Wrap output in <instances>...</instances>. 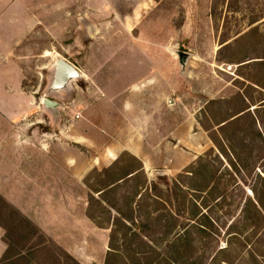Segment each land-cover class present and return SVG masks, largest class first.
<instances>
[{
  "label": "rangeland",
  "instance_id": "obj_1",
  "mask_svg": "<svg viewBox=\"0 0 264 264\" xmlns=\"http://www.w3.org/2000/svg\"><path fill=\"white\" fill-rule=\"evenodd\" d=\"M251 29L253 32L246 40L219 54L223 40L229 38L227 42L234 44L238 33L244 34ZM0 34L4 39L2 48L11 52L12 67L21 69L24 91L33 96L32 112L27 121L30 118L29 121L35 122L33 127H37L39 134V130L44 129L43 138L47 141H57L60 143L55 145L57 147L77 149L81 152L83 166L89 160H97L100 149L113 140L102 137L110 128L120 131L116 140L124 145L160 149L159 159L163 163L156 156L152 162L154 170L150 175L146 173L149 182L159 184L163 198L160 210L152 213V218L166 212L163 205L173 211L179 206L166 182L172 185L183 170L166 168L165 164L176 166L179 161L177 155L166 150L168 147L177 148L183 156L192 153L185 147L186 139L195 141L203 137L207 140L208 136H215V124L234 113L245 100L253 105L252 110L261 107L259 117L264 118V88L251 86L244 78L251 75L262 78L264 83V67L240 68L236 63L222 61L243 56L264 59L260 58L264 56V0H0ZM179 52L192 55L184 73ZM60 58L73 63L82 74L71 81L68 89L51 97L62 105L60 116L55 119L54 114L45 109L43 99ZM153 65L159 68V73L154 75L149 72ZM128 67L144 69L147 73L139 77L134 72L110 75L116 68ZM115 77L117 80L112 81ZM153 82L158 87L153 86ZM144 84L152 85L143 88ZM106 91L117 93L118 112L122 108L128 114V121H116L109 112L112 110L107 105H112L106 101ZM169 99L173 100L170 106ZM79 114L84 119L83 125L67 132L70 121ZM94 124L102 134H89ZM181 140L183 144L177 145ZM217 151L211 140L203 155L213 157ZM101 168L81 172L85 186L80 191L83 200L80 226L75 223L77 228H73L78 214H71L72 204L66 203L69 210L62 214H35L34 218L39 221L49 218L58 221L46 224L45 231L0 195V224L8 243L1 264H106L112 230H119L115 232L116 244L124 252L126 247L121 245V238L125 229L119 225L113 227L120 216L102 204L99 192L94 190L103 178L96 171L107 167ZM68 173H62V177L67 179ZM241 176L244 182L232 180L225 189L227 202L222 209L204 210L219 229L210 228L205 218H200L198 225L206 228V233L190 229L193 247L180 249L181 260H185L183 264H194V261L195 264H264V220L246 228L243 237L254 233L246 246L237 243L231 252L218 251L226 245L228 224L240 213L246 198L253 195L252 185L259 190L261 187L253 176ZM224 177L231 178L230 174ZM134 184L122 183L115 194L110 195L123 210V196L133 194ZM72 190L66 188L70 194ZM74 190L76 192V188ZM145 197L143 203L154 206L151 196ZM168 198L170 203L166 201ZM90 213L100 223L90 218ZM183 215L180 222L187 221L188 215ZM145 216L138 210L132 230L128 232L129 236L132 231L139 232L140 238H135L132 246L138 249L141 264H146L145 256L153 255L148 253L146 235L155 239L157 252L165 246L163 228L146 220ZM142 223H150L151 229L142 228ZM234 223L245 225L241 216H237ZM253 226L254 232L250 230ZM128 253L129 261L138 264V259L130 260L133 252L130 254L129 250ZM110 262L123 264L119 257L111 258Z\"/></svg>",
  "mask_w": 264,
  "mask_h": 264
},
{
  "label": "trees",
  "instance_id": "obj_2",
  "mask_svg": "<svg viewBox=\"0 0 264 264\" xmlns=\"http://www.w3.org/2000/svg\"><path fill=\"white\" fill-rule=\"evenodd\" d=\"M251 30L244 34L238 33L234 44L227 42L229 38L223 40V46L220 48L219 54L222 53L223 49H231L235 47L237 42L246 40L245 38L252 34L253 30ZM260 58H264V56ZM250 60L252 58L249 59L243 56L236 60L228 59L222 61L236 63L240 68L247 66L264 67V59ZM244 78L251 82V86L253 84L264 88L262 78H254L251 75L244 76ZM252 106L245 100L239 109L215 124L217 126V133L215 136L210 135V138L217 146L218 151L217 153L214 152L215 155L213 157L210 154L200 155L197 161L189 164L183 171L179 172L178 177L173 180L172 185L166 182L169 193H173L174 199L178 200L179 203L176 211L163 205L167 215L163 213L160 216L152 218L151 214L158 212L160 210L159 205H162L161 188L157 182L148 181L142 161L131 152L123 151L109 167L103 171H96L98 176H103V178H101L100 186L98 188L95 187L94 190L95 192H99V199L102 204L105 203L111 211L113 210L116 214H119L120 217L113 222V227L119 225L121 229H125L121 238V245L126 247L124 249L125 253L116 244L118 237L115 235V232L119 230L114 232L112 230L110 239L111 249L108 251L106 264H116L110 262L111 258L115 257H119L123 264H132L128 258L130 257L129 250L130 254L131 251L133 252L130 260L133 262L138 259V264H141V258L138 257L139 251L136 248L133 249L132 246L134 239L140 238L139 232L132 231L131 236L128 235V232L132 230L131 225L136 220L134 214L138 210L146 215V220L156 222L164 231L162 241L165 243V246L159 252L156 251L158 247L155 239L153 240L147 235L145 236L147 243L146 241L144 243L150 249L148 253L153 254L152 256H145V263L163 264L162 261H164L166 264H183L185 260H181L183 258L180 249L187 246V248L193 247V240L189 237L190 229L195 228L200 232L206 233V228L198 225L200 218H205L210 228L219 229L215 227L214 219L208 214L207 210H204L207 208L209 210L212 207H214V210L222 209L227 202V192L225 189L231 185L232 180L236 181V183L241 180L244 182L242 174L244 176H253L256 179V183H260L261 187L259 190L254 184L252 185L253 195L246 198L240 213L233 216L234 220L237 216H241L245 225L239 226V224L234 223V220L228 224L225 232L228 235L226 245L218 251L228 253L234 250L237 243H240L243 247L247 245V240L254 233L243 237L246 228L257 221L264 220V118L259 117L261 111L259 109L261 107L258 108L257 106L252 110ZM213 151L215 150L213 149ZM257 168H259V172H256ZM230 169L234 173H232L233 171L230 172ZM261 171H263V174ZM227 174H230L231 178L225 179L224 176ZM160 178L162 179L163 177ZM122 183H135L133 185V194L123 196L124 210L118 206L115 198H111L110 196L115 194L122 186ZM144 196H151L154 206L149 202L143 203ZM140 201L142 203H139ZM166 201L170 203L169 198ZM212 201H214V205H211ZM210 212L212 211L210 210ZM91 214L90 218L100 223L97 217ZM183 214L188 215L187 221L180 222L179 219L184 216ZM164 219L165 223H162ZM141 226L142 228L151 229L150 223H142ZM250 230L254 232L256 230L255 226ZM163 255H166V257ZM160 258L161 260H159ZM222 262L230 263L227 260H222Z\"/></svg>",
  "mask_w": 264,
  "mask_h": 264
},
{
  "label": "crops",
  "instance_id": "obj_3",
  "mask_svg": "<svg viewBox=\"0 0 264 264\" xmlns=\"http://www.w3.org/2000/svg\"><path fill=\"white\" fill-rule=\"evenodd\" d=\"M2 40L4 42L0 34V195L22 214H27L29 219L36 221L35 223H38L39 227L45 231L47 230L46 224L58 221L50 218L49 220L39 221L34 218V215L62 214L69 210L66 209L65 204H72L71 214H78L76 220L73 221V228H77V226H80V203L83 200L80 191L81 187L85 186L82 180V170L86 172L91 168L102 169L101 167H108L123 151H129L142 161L144 170L150 175L155 168L152 164L153 160L156 156L160 160L158 152L160 149L153 146L145 149L141 146L134 148L124 145L123 142L116 140L120 132L117 128L115 131H111V128L107 129L106 133H103L99 132L94 124L93 127L90 126L89 134L92 133L94 136L95 134L103 133L102 137L113 140L104 144L105 146L99 151L97 160H89L88 164L83 166L81 164V152L73 148L55 146L60 143L47 141L46 138H43L46 131L41 129L39 132L43 134H39L37 127H33L35 122L29 121L30 118L27 121L32 112L33 96L24 91L21 69L17 70V68L12 67L11 52L2 48ZM133 72L137 77L147 73L144 69L128 67L123 69L116 68L110 72V75L119 76ZM149 72L152 75L155 72L157 74L159 73V68L157 69L153 65ZM114 80H117V78H112V81ZM159 81V78H157L158 84ZM158 84L153 82V86L158 87ZM148 85L150 87L152 84ZM148 85L144 84L143 88L148 87ZM122 90L119 91L121 92ZM112 92L106 91L105 93L107 103L112 105H107L108 109L112 110L109 112H112L114 117H116V121H128L126 118L128 114L122 108L118 112V105L115 102L117 93ZM83 122L84 119L81 118V114L78 117H73L66 131L69 132L72 127L82 126ZM38 127L40 128L42 125L40 124ZM78 137L84 138L82 135ZM209 141L211 142L209 136L207 140L203 137L195 141L186 139V143L189 145L186 144L185 147L193 152L185 156L178 152L177 148L168 147L166 150L177 155L179 161L176 166L164 163L167 166L166 168L183 170L206 151L210 146ZM180 144H183L182 140L181 142L177 141V145ZM64 172H69L67 179L62 177ZM67 187L73 189L71 194L66 192ZM88 220H90L89 217ZM57 228L59 229V226ZM4 230V227L0 224V264L4 260L8 249V243L4 239ZM49 235L54 234L50 233Z\"/></svg>",
  "mask_w": 264,
  "mask_h": 264
},
{
  "label": "water",
  "instance_id": "obj_4",
  "mask_svg": "<svg viewBox=\"0 0 264 264\" xmlns=\"http://www.w3.org/2000/svg\"><path fill=\"white\" fill-rule=\"evenodd\" d=\"M192 59V55L187 52H179V60L181 65L182 73L186 72V68ZM81 71L78 69L73 63L66 60L65 58H60L57 60L55 65L54 78L51 83L50 88L48 89V93H46L45 98L43 99V105L46 110L52 112L55 116V119H58L60 116L59 109L60 103L57 100H54L51 97H54L53 94L57 93L60 90L68 89L67 87L71 83V81L75 78L81 76ZM173 100H168V105H172ZM160 174H164V172H159Z\"/></svg>",
  "mask_w": 264,
  "mask_h": 264
},
{
  "label": "built area",
  "instance_id": "obj_5",
  "mask_svg": "<svg viewBox=\"0 0 264 264\" xmlns=\"http://www.w3.org/2000/svg\"><path fill=\"white\" fill-rule=\"evenodd\" d=\"M77 117L79 116V115H76Z\"/></svg>",
  "mask_w": 264,
  "mask_h": 264
}]
</instances>
